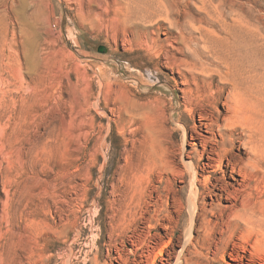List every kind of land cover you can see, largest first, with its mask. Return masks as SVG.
<instances>
[{
    "label": "rangeland",
    "instance_id": "obj_1",
    "mask_svg": "<svg viewBox=\"0 0 264 264\" xmlns=\"http://www.w3.org/2000/svg\"><path fill=\"white\" fill-rule=\"evenodd\" d=\"M14 1L16 36L10 43L19 55L0 67V264H114L115 247L126 260H136L132 238L163 235L156 222L150 231L143 222L146 212L154 216L158 185L151 145L169 139L179 161L182 131L175 119L181 116L188 132L197 122L185 106L189 88L157 52L190 57L166 40L165 22L159 29L148 23L151 12H163L160 0H132L131 15L118 9L126 0ZM164 1L175 19L190 24L192 38L204 36L218 53L236 52V59L255 63L248 74L255 85L264 82V36L237 27H227L229 35L220 30L233 15L264 29V0ZM145 29L149 42L156 41L149 50L135 43ZM21 45L41 75L34 88L47 95L45 115L38 112L24 125L16 123L15 109L30 80L24 77L21 89L9 69L18 60L25 66ZM99 46L106 53H98ZM186 218L173 233L174 251Z\"/></svg>",
    "mask_w": 264,
    "mask_h": 264
},
{
    "label": "bare ground",
    "instance_id": "obj_2",
    "mask_svg": "<svg viewBox=\"0 0 264 264\" xmlns=\"http://www.w3.org/2000/svg\"><path fill=\"white\" fill-rule=\"evenodd\" d=\"M158 2L163 12H151L147 16L148 23L157 24L159 29L160 23L165 22L166 40L174 43L179 53L186 55L187 51L190 58L177 60L162 48L157 53H162L169 60L172 70L181 75L184 85L189 88L190 98H187L185 106L188 114L197 116V122L188 132L181 124V116L175 119V126L182 131L179 161L175 160L169 139L156 138L151 145V148L156 147L152 165L157 167L158 185L154 191V216L146 212L143 222L149 231L156 222L163 235L146 232L147 235L132 238L131 245L135 247V252H139L138 259L133 261L126 260L122 251L115 247L114 264H264V82L255 85L248 74L249 70L255 72L257 69L255 63L236 59V52L218 53L209 46L204 36L192 38L190 24L181 23L173 17L170 2ZM7 3L11 6L9 10ZM14 5V0H0V67L4 60L10 63L19 55L10 43L16 36ZM118 9L129 15L135 13L132 0L119 4ZM230 22L228 24L223 19L220 26L225 34L227 27H237L264 36L263 27L254 20L233 15ZM148 33L145 29L135 42L144 45L147 50L156 42L155 39L149 42ZM21 48L24 68L19 60L17 66L9 68L20 78L21 89L22 79L27 77L30 80L25 82L23 91L26 94H22L21 104L15 109L19 125L20 122L26 124V120L35 121L36 116L42 114L47 97L34 88L33 82H39L41 75L36 72L34 64L29 65L25 46L21 45ZM244 63L247 66H243ZM37 103H41L40 108ZM218 104L221 111L216 108ZM26 131L24 133L27 134ZM185 146L192 151H186ZM192 154L199 159L194 161ZM200 155H205V158ZM175 184L181 187L176 189ZM185 216L182 240L174 251L173 233L181 229L180 218ZM133 239H136L135 242Z\"/></svg>",
    "mask_w": 264,
    "mask_h": 264
},
{
    "label": "water",
    "instance_id": "obj_3",
    "mask_svg": "<svg viewBox=\"0 0 264 264\" xmlns=\"http://www.w3.org/2000/svg\"><path fill=\"white\" fill-rule=\"evenodd\" d=\"M97 51H98V53L104 54V53H106V48L104 46H99L97 48Z\"/></svg>",
    "mask_w": 264,
    "mask_h": 264
}]
</instances>
